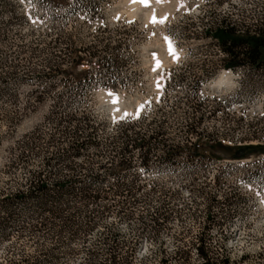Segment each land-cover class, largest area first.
I'll list each match as a JSON object with an SVG mask.
<instances>
[{"label": "rangeland", "instance_id": "1", "mask_svg": "<svg viewBox=\"0 0 264 264\" xmlns=\"http://www.w3.org/2000/svg\"><path fill=\"white\" fill-rule=\"evenodd\" d=\"M220 25L264 28V0H0V196L24 187L27 168L47 155L51 176L70 161L87 178L120 156L121 130L151 148L145 162L131 148L121 172L142 185L128 215L116 208L54 248L52 229H29L28 208L15 206L0 227V264H80L93 249L92 264H104V242L122 257L133 247L137 264H202L201 243L216 259L264 264V153L235 156L264 144V65L226 66L213 35ZM225 71L233 86L211 85ZM74 130L92 138L62 157ZM31 131L37 147L12 165ZM113 195L100 202L115 204Z\"/></svg>", "mask_w": 264, "mask_h": 264}, {"label": "trees", "instance_id": "2", "mask_svg": "<svg viewBox=\"0 0 264 264\" xmlns=\"http://www.w3.org/2000/svg\"><path fill=\"white\" fill-rule=\"evenodd\" d=\"M213 35L228 53L229 58L226 66L235 68L246 61L253 65H264V28L248 29L242 32L235 25H220L216 28ZM77 58L79 59V57ZM55 68L54 70H57ZM38 97L33 102L38 101ZM28 103L31 104L32 102ZM51 113L54 114V111L51 110ZM83 117V120H85V117L88 116L85 114ZM66 119L70 121L75 119V117L72 115L64 116V118L58 117L56 123L60 124ZM85 123L87 126H91V123ZM120 132L121 135L118 134L116 137L113 135L115 138H120L121 145L117 150L120 156L116 159L111 158L107 163L99 165V170L94 174L90 173L86 175L87 178L83 176L75 177L70 172V170L72 171V163L70 161L62 165L67 169L65 173H62L58 168L59 170L55 169V172L52 173L53 176H51L50 171L47 170L50 166V157L48 155L43 158L40 166H37L35 169L27 168V176L23 183L24 187L22 185L15 192L5 193L0 196L1 231L5 232L9 227V222L13 218L12 216L17 213L14 207L18 205H26L23 209L28 208L27 212L30 215V219L27 227L29 229H52V237L55 240L54 248L60 244L64 245L63 243H67L78 234L87 233L89 230H92L98 224L101 217L112 213L116 208L123 211L124 215H128L129 213L125 211L127 210L125 206L131 203L130 199L135 197L137 191L142 188V185L137 183L135 177L123 179L120 176L121 172L130 165V160L127 158V155L131 148L140 147L143 156L142 162H145V156L150 153L151 148L149 140L146 137L138 135L129 136L125 130H121ZM71 134L73 140L72 145H69L63 150L62 157L70 154L77 155L82 145H84L85 140L92 138L88 133L86 139L78 140L77 130L72 131ZM54 135L55 132L49 134L47 140L49 144L53 141ZM25 136L27 138H24L20 142V145H18L20 149L19 153L16 154L14 159L9 160L12 165L15 163H24L27 155L33 152L35 146L37 147L36 143L39 140L37 136L39 135H35V132L31 131ZM208 139L210 138L208 137ZM196 143H193L194 147ZM245 148H250V150L242 149L241 153L235 155L236 158H247L250 154H253L254 150H259V152L264 153V144L257 145L254 149L252 147ZM46 152L45 150L44 153ZM194 152L197 154L196 150ZM111 175L112 180L110 183L106 187H102V180L105 176ZM111 193L117 197L115 204L108 205L109 202L104 204L100 202L108 199ZM144 199V197H139L137 200L143 202ZM156 214L163 213L158 211ZM78 215H82V218L77 219ZM27 227L24 225L20 226L21 229ZM64 234L68 236L65 238ZM109 234L114 235V233ZM104 239L106 241L107 239L114 240L113 237L109 239L108 236L104 237ZM104 243L107 245L106 251L108 252L107 256L103 259L105 261L104 264H137L134 261L135 249L133 247H130L132 248L130 250L128 248V251L122 257L119 255L116 245H111L109 242ZM197 249L203 258L202 264H231L229 257H224L221 260L212 257L205 250L202 243ZM182 251L178 250L176 253L181 254ZM95 254L96 250L89 251L88 257L80 264H92ZM150 255L149 253L146 256H142L140 261H146ZM55 257L53 254V258ZM143 263L141 262L139 264Z\"/></svg>", "mask_w": 264, "mask_h": 264}, {"label": "snow or ice", "instance_id": "3", "mask_svg": "<svg viewBox=\"0 0 264 264\" xmlns=\"http://www.w3.org/2000/svg\"><path fill=\"white\" fill-rule=\"evenodd\" d=\"M139 2H140V3H143V4H145V5H147L148 2H149V0H139ZM157 2H160V0H157ZM33 22H36V21L34 20ZM156 22H157V21L154 19V20H153V23H156ZM159 23H164V21L161 20V21H159ZM169 50H170L171 54H172L173 56H175V51L172 49V46H171V42H170V41H169ZM156 67H157V68L160 67L159 62H157V66H156ZM154 70H156V69H154ZM161 87H162V85H161L160 81H157V88L160 89ZM109 95L111 96L112 93L110 92ZM113 103H116V101H113ZM143 109H144V105H141L140 108L138 109V112H139V111H142ZM128 115H130V114L125 113L124 116L121 117V120L126 119ZM114 122H115V120H114Z\"/></svg>", "mask_w": 264, "mask_h": 264}, {"label": "bare ground", "instance_id": "4", "mask_svg": "<svg viewBox=\"0 0 264 264\" xmlns=\"http://www.w3.org/2000/svg\"><path fill=\"white\" fill-rule=\"evenodd\" d=\"M211 85H219L224 87L233 86L232 71H225L220 75L219 80L212 82Z\"/></svg>", "mask_w": 264, "mask_h": 264}]
</instances>
